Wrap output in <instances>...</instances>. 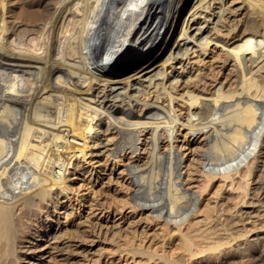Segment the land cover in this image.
Here are the masks:
<instances>
[{"label":"bare ground","instance_id":"bare-ground-1","mask_svg":"<svg viewBox=\"0 0 264 264\" xmlns=\"http://www.w3.org/2000/svg\"><path fill=\"white\" fill-rule=\"evenodd\" d=\"M19 2L18 12L12 0H0V264L12 263V242L26 234L38 247L28 264L52 254L59 236L37 238L33 224L23 230L17 220L67 191L76 163L98 173L103 156L135 155L143 132L147 161L127 167L129 199L163 227L155 233L158 249L141 250V241L129 248L133 256L154 264H218L221 257L231 259L219 264H247L244 252H264L260 236L226 246L245 235L228 233L231 210L235 222L248 198L246 179L264 169V0ZM211 46L223 51L216 54L223 65L233 62V89L200 88L207 62L192 59L209 57ZM177 128L186 141L175 145ZM198 136L210 174L190 192L180 171L182 148ZM164 140L168 149L161 152ZM218 175L232 178L239 193L225 196Z\"/></svg>","mask_w":264,"mask_h":264},{"label":"rangeland","instance_id":"rangeland-1","mask_svg":"<svg viewBox=\"0 0 264 264\" xmlns=\"http://www.w3.org/2000/svg\"><path fill=\"white\" fill-rule=\"evenodd\" d=\"M12 1H13V4H17V2H19V0H12ZM16 6L17 7L15 8L19 12L20 5L17 4ZM204 15L205 14H203L202 16ZM220 32L222 31H219L218 35L222 36L223 33H220ZM211 50H213L214 52L209 57L207 56L197 57L196 56L192 59V62L194 61V63L195 62L197 63V61L202 60V59H204V61L207 62V65L205 67L203 66L204 68L202 72L203 74H205L204 75L205 78L203 80V83H201L202 86L200 88L207 90V93L209 94L215 91L216 88L214 89V87H216V85L220 86L222 84L223 89L225 90L233 89L234 87H236V84H235L236 82L234 81L235 78L233 77L234 76L233 74H235V71L232 70V68L234 67L233 62H228L227 64L223 65V61H222L223 57L219 59L220 57L216 56V54L218 55L219 52H222L220 53L222 55L223 51H221V49L214 48L212 46H211ZM217 57L219 58L217 59ZM202 64L203 62H201L198 65H195L194 70H196L198 67H202ZM177 66L179 67L180 65H177ZM230 81L231 83H229ZM181 104L182 103H180V105ZM177 108L180 111L182 107L177 106ZM185 112L186 111L184 109L180 111V113L184 117L186 115ZM101 130L102 131L105 130V127L101 128ZM177 130H179L177 131V134H176L179 140L177 143H175V145L186 141L185 138H183V134H184L183 130L181 128H177ZM112 137H114V135L109 134V138H112ZM146 137H147L146 132H143L142 134H140V141H139L140 150L137 153H135V155L130 154L128 156L127 155L124 156L123 154V155H118L115 158L113 157L107 158L106 156H103L100 162L96 164V165L100 164V168L98 169L100 172L98 173L92 172L93 166L90 165L89 163H86V162H79L78 164L76 163L74 165V169H71V171H73L75 174H72V175L70 174L68 176L69 179L71 180V182H69L68 184L69 188H67L68 190L70 189L69 191L67 189H66L67 191H64L63 193H61V191H57V192L55 191L51 195V197H49L50 199L52 198L51 200L48 198L44 202H41L42 203L41 206H40L41 203L39 202V205L35 206L37 209L34 208V211L32 210L33 212H30V214H27L28 216L26 217L24 216L27 222L25 221L24 218H23L24 220L23 219L17 220L18 223L21 226H23L21 227V229L28 228L31 224H33L32 231L35 232V235L37 236V238H39L40 235H44L43 238L47 239L48 237H50L49 239L53 240L55 236H59V238H56L58 239V242L52 243L51 245L52 246L55 245V249H54L55 251L58 249H61L62 252L65 251L63 252V254L65 255H57L58 254L56 253L57 251L55 252L52 249L53 251V252L51 251L52 254L46 253L47 255L45 254L46 256L45 257L43 256V259H42L43 264H154V260H152L150 257H147L146 255L144 257L143 255H138V254L137 256H133L131 250L129 249L131 247L134 248V246H136L137 244H138L137 246H139V244H141L140 243L141 241H143V243L141 247L139 248H141V250H144L146 252L147 251L151 252L152 250L155 251V249H158V247L161 245L160 240H158L159 239L158 236L157 237L155 236V233L156 232L162 233L161 230H162L163 225L159 224L156 221L152 222L151 221L152 219L149 218L148 213L144 212L142 208L140 207L138 208L137 206H134L133 205L134 203H131L129 199L131 196V192L133 191V188L131 187L132 185L130 184V180L128 179L129 176L127 175V172H128L127 167L130 164H134V163L142 164L143 162L147 161V157H146L147 156L146 155V152H147L146 150L147 141L146 140L147 139ZM199 138H198L199 141L195 140L194 142H192L191 141L192 139H191L190 142H187L186 145H184L182 148L183 161L180 167V171L182 172L181 173L182 179L185 181L184 182L185 185L187 184L186 188L189 189L188 191L190 192L199 190V185L202 182H198V181L203 180L206 177V175L210 174L209 171L207 170L208 171L207 172L206 168L204 167V163H203L204 156H202V152H201L203 145H200V144H202L201 141H203L202 139H204V137L201 136ZM145 144L146 146H144ZM166 145H167L166 140H164L163 143H161L160 145L161 152H164V150L168 149V146ZM140 156L141 158H139ZM251 160L253 159L251 158ZM245 168L246 166H243V169ZM262 169L263 168L258 167V169L254 171L255 173L252 174L250 178L246 179V183L248 184H247V190L245 194L246 196H248V198L245 199V204L242 203L241 205V207H244L242 208L244 215L241 214L243 216L240 215L237 217V219L235 218L237 222L236 221L234 222V220L232 219L233 213L236 212L237 210L236 209L231 210L232 215L230 214L231 216L230 220L233 221L234 224L233 222H229L231 224V225L229 224V226L231 227H229L228 233H230L233 230L232 233H235V234L242 233L245 235L231 240L232 243L230 242V244L226 245L227 247H231L235 249V247H237L241 243H246L249 239H254L255 237L257 238V236L264 237V228H262V226L264 227V224H263L264 217H262L264 216V214H261V213H264V207H263L264 206L263 205V202H264V186H263L264 185V181H263L264 180V169L263 170ZM234 173L235 171L228 172L226 173V176L232 175ZM220 177L221 176L218 175L217 177H215L214 181H217L219 179L221 180V181H218L220 185L217 183V186L218 185L221 186L220 188L222 189V191H224L225 196L231 195V194H232L231 196H235V194L237 195L239 193L238 190L237 191L236 189L233 190V187L231 185L232 178H229V179L227 178L225 180L224 178L221 179ZM233 178L237 180L238 178L240 179L241 177L239 174L238 176L236 174L233 176ZM249 183H251L252 185ZM250 186L251 188L249 189ZM260 186L261 188H259ZM255 191H256V194L254 193ZM56 194L57 195L60 194V195L57 196ZM248 200H249V203H248ZM56 202H58L57 205H56ZM42 209H43V212H42ZM62 211L63 213L60 214L61 216L57 214ZM251 211L253 212L254 215L252 214ZM258 215L260 218L258 217ZM28 217H30V220ZM47 218L49 219L47 220ZM252 219L254 220L251 221ZM243 222H246L247 224H243ZM237 223H240V224L238 225ZM114 226H116L117 228ZM239 226H242V227H239ZM247 226H249L253 230H251ZM236 227H239L240 229ZM244 227H246L247 229H245ZM56 229L58 230V232H56L57 231ZM115 229H117V232L116 234H113L115 232ZM40 233H43V234H40ZM35 235L34 237L36 238ZM155 238H158L156 240L157 242H155ZM20 239L21 238L15 239L17 241L14 240L12 242V246H11V253H12L11 262L12 263L11 264H21V263L28 264L29 257L32 255V251L38 248L36 246H33V247L31 246L30 242H32V239L30 238L29 234H26L24 238L22 237V239L21 240ZM129 241L134 242L133 246L127 245V242ZM63 245H65L66 247ZM150 245L151 247L149 248ZM57 246L61 248H58ZM67 246H69L70 249ZM254 249H250L251 251L248 250L244 252L242 254V257L244 256V258L248 260L249 263L247 264H256V263L263 264L264 260L262 259H264V252L261 251L262 248L255 249V250ZM18 250H21V251L23 250V251L21 252ZM69 251H71V253ZM260 252L262 254H260ZM247 254H250V255H247ZM256 256L260 258L257 260ZM22 257L24 259H22ZM221 259H223L224 262H230L229 260L231 258L221 257L220 260H217L216 262L219 264ZM260 261L263 263H261ZM227 264H230V263H227Z\"/></svg>","mask_w":264,"mask_h":264}]
</instances>
